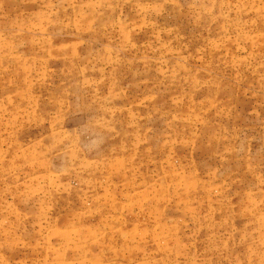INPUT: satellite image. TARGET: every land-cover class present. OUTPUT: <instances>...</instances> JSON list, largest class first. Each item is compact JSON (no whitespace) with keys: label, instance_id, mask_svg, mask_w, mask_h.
Here are the masks:
<instances>
[{"label":"rangeland","instance_id":"374dc122","mask_svg":"<svg viewBox=\"0 0 264 264\" xmlns=\"http://www.w3.org/2000/svg\"><path fill=\"white\" fill-rule=\"evenodd\" d=\"M0 264H264V0H0Z\"/></svg>","mask_w":264,"mask_h":264}]
</instances>
